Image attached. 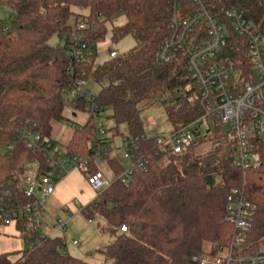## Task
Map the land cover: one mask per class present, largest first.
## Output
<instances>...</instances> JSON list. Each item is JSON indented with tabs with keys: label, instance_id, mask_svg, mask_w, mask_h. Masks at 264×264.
I'll list each match as a JSON object with an SVG mask.
<instances>
[{
	"label": "trees",
	"instance_id": "trees-1",
	"mask_svg": "<svg viewBox=\"0 0 264 264\" xmlns=\"http://www.w3.org/2000/svg\"><path fill=\"white\" fill-rule=\"evenodd\" d=\"M185 1L196 8L192 0ZM172 2L0 0V6L13 11L10 20L0 19V196L9 190L23 209L34 204L21 188L25 165L37 162L41 176L50 169L42 154L27 148L19 134L21 125L35 124L43 138L50 140L54 122L63 119L67 107L89 113L65 150L90 161V176L99 172L97 122L108 110L116 124L109 146L119 134L118 126L126 125L127 140L137 141L146 155H155L148 172L133 173L127 183L117 179L124 164L116 157L102 158L116 179L82 209L85 218L106 222L114 239L104 253L115 264H201L205 255L229 245L233 228L225 216L233 189L244 190L253 206L249 244L264 242V153L257 169L244 172L236 164L234 142L216 115L209 117L210 129L181 155L156 154L154 141L142 139L146 132L141 109L145 107L159 104L173 131L206 114L199 88L189 77V51L174 55L168 63L157 61L159 48L171 35ZM210 2L213 10L236 8L256 28L264 26V0ZM76 8L88 14L77 13ZM121 15L127 22L113 28L112 41L131 36L136 47L114 57L111 51L109 61L97 64L95 51L106 39L107 24ZM54 38L59 41L55 46L50 45ZM79 44L86 48L77 59L70 52ZM223 56L237 61L242 79L251 81L252 63L242 38L231 33ZM77 79L106 84L90 99L71 100L67 91ZM14 226L28 249L0 255V264H88L64 250V238L42 236L28 219ZM122 226L127 227L126 233L119 231Z\"/></svg>",
	"mask_w": 264,
	"mask_h": 264
},
{
	"label": "built area",
	"instance_id": "built-area-1",
	"mask_svg": "<svg viewBox=\"0 0 264 264\" xmlns=\"http://www.w3.org/2000/svg\"><path fill=\"white\" fill-rule=\"evenodd\" d=\"M192 4L196 8L191 9L185 0H173L169 21L171 35L159 48L156 57L163 64L170 62L174 55L189 51L186 61L189 77L199 88V99L206 106V114L164 135L146 132L142 139L154 141L156 154L181 155L210 129L212 122L209 117L216 115L225 126L228 139L234 142L237 166L244 172L257 169L264 153V26L256 28L236 8L213 10L215 7L210 0H192ZM79 28L84 29V25ZM231 33L242 38L247 46L253 68L250 82L245 83L242 79L237 61L223 56ZM79 46V49L70 52L77 59L86 48L85 45ZM111 56H116V52L113 51ZM67 96L71 100L91 98L83 79H77L67 91ZM19 134L29 150L44 156L50 171L48 175L41 176L38 164L36 172L25 173L21 188L24 196L34 201L26 209L14 203L9 190L2 193L0 222L3 226L15 225L24 218L32 223L41 216L46 211V201L55 194L57 184L72 171H78L87 179L96 197L110 186L111 183L103 179L99 172L90 176L89 160L68 155L66 150L43 138L35 124H22ZM97 136L95 150L99 157H113L112 145H108L112 136L108 135L100 119L97 122ZM120 152L123 155L121 162L128 165L117 178L122 183H127L135 172H148L150 161L155 156L153 153L146 155L142 146L133 140H127ZM77 207L81 208L79 202ZM252 216L253 206L244 190L233 189L227 197L225 216L226 222L233 228L229 245L217 247L211 255H205L201 264H264V242L251 245L248 241ZM64 228L65 224L56 222L48 236ZM119 231L126 233L127 227L122 226ZM73 245L78 243L73 241Z\"/></svg>",
	"mask_w": 264,
	"mask_h": 264
},
{
	"label": "rangeland",
	"instance_id": "rangeland-1",
	"mask_svg": "<svg viewBox=\"0 0 264 264\" xmlns=\"http://www.w3.org/2000/svg\"><path fill=\"white\" fill-rule=\"evenodd\" d=\"M74 10L77 13L88 14V10L86 9L76 8ZM12 14L13 11L10 8L0 6L1 20H10ZM126 22V16L121 15L113 22L107 24L106 39L103 43L97 46L95 51L97 64H103L109 61L111 51H115L118 55H123L136 47L137 43L131 36H128L117 43L112 41L113 28L122 27L126 24ZM70 24H74L73 18L70 20ZM58 42L59 41L54 38L50 41V45L55 46L58 44ZM105 84V82L99 84L94 80H89L86 82V89L91 95L95 96L100 92ZM111 114V110L106 111L102 115L100 123L107 130L108 135L113 136L116 131L112 129L116 127V124L111 118L108 117ZM88 117V112H82L67 107L64 111L63 119L61 121H55L53 124V133L50 142L56 144L64 151L70 139L72 138L74 131L84 126L88 120ZM141 120L143 122L145 132L147 133L155 132L158 135H164L172 131L171 125L167 122L165 112L159 104H154L141 109ZM117 131L119 134L113 139V154L111 155L121 161L123 159V155L121 154L120 149L127 143L128 129L126 125H119ZM97 164L99 167V175H101L103 179L107 180L108 183H112L116 179L114 172L101 158L98 159ZM37 167V162L27 163L25 165L26 175H29L31 172H36ZM124 167L126 169L128 165L124 164ZM85 182L88 183L86 178ZM84 192L85 197L83 198H71V203L74 205L76 212L66 210L65 205H63L61 202L62 200H59V203L57 204L55 202L57 200L51 197L48 198L45 203L46 211H44L38 218L36 217L35 220L32 221L31 225H36L41 234H46L53 230V226L56 222H62V224H65L64 230L57 232L53 236L62 237L65 239L66 247L64 250L71 256L82 259L88 264H115V260L108 258L104 253L107 246L114 239L113 235L109 232V230H107L106 222L98 217H96L94 220H89L85 218V216H83L80 211L87 206L83 204V201H85L91 195V192L88 190V188H86ZM69 194L70 193H67L65 198L70 196ZM76 200L81 205L80 209L77 207ZM14 229V226L0 227V237L12 240L5 246V248H10L11 250L18 249L19 252H24L28 249V247L21 237V233L15 230L16 235H7V233L13 231ZM73 241H77L78 245H73ZM19 245L20 247H18ZM207 250L209 251L210 249L207 247ZM13 261H15V258Z\"/></svg>",
	"mask_w": 264,
	"mask_h": 264
},
{
	"label": "crops",
	"instance_id": "crops-1",
	"mask_svg": "<svg viewBox=\"0 0 264 264\" xmlns=\"http://www.w3.org/2000/svg\"><path fill=\"white\" fill-rule=\"evenodd\" d=\"M86 188H88V190L91 192V195L89 196V198L83 201V204L89 205L96 198L95 196L96 194L94 190L91 188V186L88 185L87 182H85V178L83 177L81 173H79L78 171H72L57 184L55 194L51 198H54L55 200H57L55 201L57 204L59 203V200H62L61 202L63 205H65L66 210L76 212L74 205L71 203V198L72 197H79V198L85 197L84 191ZM67 193H70L69 194L70 196L67 195L68 197L65 198ZM11 226H14V225H11ZM14 228L15 229L7 233V235H11V236H13L14 234L16 235L15 230L17 229L15 226ZM49 233L50 231L46 234H49ZM11 241H12L11 239L0 237V255L19 253L18 249L11 250L10 248H5V246L9 244ZM18 247H20V245ZM14 258L16 259L17 257H14Z\"/></svg>",
	"mask_w": 264,
	"mask_h": 264
}]
</instances>
